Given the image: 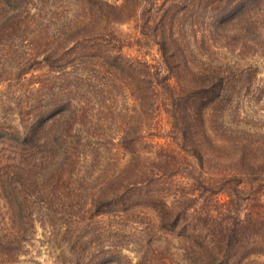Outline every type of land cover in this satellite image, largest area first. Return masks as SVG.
I'll use <instances>...</instances> for the list:
<instances>
[{"label":"trees","instance_id":"16d2710c","mask_svg":"<svg viewBox=\"0 0 264 264\" xmlns=\"http://www.w3.org/2000/svg\"><path fill=\"white\" fill-rule=\"evenodd\" d=\"M51 1L67 9L0 7V220L3 208L10 226L47 233L52 264H119L122 227L137 228L134 245L146 248L132 264H149L152 252L185 264L264 255V141L220 118L237 86L211 52L218 36L259 44L244 16L264 0ZM208 6L201 32L214 43L198 36L194 47ZM132 12L133 39L117 29ZM145 39L156 59L145 58ZM126 101L137 110L127 115ZM115 108L119 120L109 118ZM14 242L0 227V246Z\"/></svg>","mask_w":264,"mask_h":264},{"label":"rangeland","instance_id":"374dc122","mask_svg":"<svg viewBox=\"0 0 264 264\" xmlns=\"http://www.w3.org/2000/svg\"><path fill=\"white\" fill-rule=\"evenodd\" d=\"M39 0H31L32 3H37ZM207 2V0H206ZM8 5H5V2L3 0H0V7H10L12 8L13 2H7ZM51 0H40L39 7H32V6H26V7H20L23 9H28L30 11H33L34 9H47L48 12H58L63 9H67V7H60L58 6L59 2H57L54 5L51 4ZM70 8V7H68ZM76 9V7H71ZM131 9V7H129ZM135 8V7H133ZM172 9L169 11V14L174 12V7H171ZM179 8V7H178ZM204 8V7H202ZM135 9L139 10L138 7ZM262 7H254L250 12H248L244 18H249L255 20V24L257 28L255 29L258 33V37H256L257 40L260 41V43H251V45L248 48L241 49L239 46V43L234 42L233 40L229 39H223L222 36L216 37V40H214L216 43H218L221 47H218L216 49V46L214 45L215 50H211L213 52V57L216 58V56L220 59L217 61L218 63L224 64L228 67V69L233 73L232 81L231 83L237 86L236 88V94L233 98V100L230 102L229 107L224 110L223 114L221 112L220 118H222L223 122L229 126L230 130L232 131H241V133H237L238 135H246L247 133L250 134L248 137L256 139V142L264 141V18L262 15H264V8L262 11H260ZM202 17L198 21L199 24V30L195 35L196 37V43L191 42V45L194 44V47L197 46L201 41H199L198 36H203V42L205 45L214 43L206 32H201V29L205 26H207V23H209L210 19L214 15L213 7H205ZM260 14H258V13ZM131 13V12H130ZM129 13V14H130ZM183 14V13H182ZM181 13H178L175 15V18L173 17L172 22L174 25H178L179 18L182 15ZM145 15H143V18ZM142 18V20H143ZM243 18V17H240ZM141 22V20L138 17V14H130V16L127 19L126 23L119 24L117 26V29L122 32L124 35L128 36L129 38L133 39L135 37H138L137 26L135 25L136 22ZM232 23L236 24H243L242 21L238 20V18H234L231 20ZM178 27V26H177ZM229 35V34H227ZM146 40V39H145ZM226 40L231 44L229 47L225 46L224 43ZM146 44L144 45V50L147 51V56L145 58L150 61L151 58L156 59L158 55L156 54L154 50V46L150 45V40H146ZM149 47V48H147ZM227 47V48H226ZM210 48V49H214ZM131 54L137 55L135 50L130 51ZM216 55V56H215ZM216 61V59L214 60ZM5 69V68H2ZM13 69V68H12ZM12 69L9 71H12ZM1 73H4L0 69ZM127 102V101H126ZM131 102H127V105H125V112L128 115L129 112L137 110V107H130ZM212 107L208 108L205 112V123L210 128L213 126V121L215 119V115ZM111 115H109V118H114L119 120L121 115H125L124 110L115 108ZM138 113V112H137ZM222 115V116H221ZM160 116V115H159ZM126 117V116H125ZM141 117V114H140ZM157 118V117H156ZM124 119V118H122ZM121 119V120H122ZM159 119V127H163V129L167 130V118L164 115H161ZM165 131H160L164 135ZM242 131H244L242 133ZM233 134V133H232ZM218 137L220 135L216 134ZM223 138V137H222ZM250 139V138H249ZM160 142L163 141V139L159 140ZM120 157V154H119ZM121 161L118 162L117 165H120ZM206 195V194H204ZM203 196L200 197L198 201V205L201 207L203 205ZM220 202H224L226 197L224 195L218 196ZM218 200V199H217ZM264 200V194L261 195V202ZM209 207L217 204L213 203L211 201H208ZM213 207V206H212ZM3 208L1 210V213H3V219L0 220V227L3 230V234L5 236V239L14 240L13 246H0V264H52L51 263V257L48 255V245H47V239L48 235L47 233H43L41 229L36 227V232L32 233L30 231V228H27L25 230L18 229V222L15 220V223L13 224V227L8 224V222L5 221V217L11 215L9 213H6ZM15 215H12V217H17ZM25 225V224H24ZM134 227V226H133ZM8 228H12L8 229ZM15 228V230H14ZM137 228H125L122 227L119 231L118 241L121 243V247L119 248L121 251V261H119V264H126V263H134L137 259L139 260V256H143L145 254V247L144 249H137L134 245V242L136 241V238L138 235L134 233ZM16 232V234H15ZM18 233V234H17ZM17 237V238H16ZM161 245V244H160ZM160 245H155L154 247H158ZM176 246V245H175ZM175 246L170 249L169 252L176 254L177 250ZM251 247V246H250ZM173 254V257L175 255ZM146 256H152L149 262V264H185V262L180 261L179 259L175 258L176 260L167 259L164 261L163 258H160L159 255H156V253H146ZM169 256V255H168ZM152 262V263H151ZM240 264H264V255H257L255 253L248 254L245 258L242 259Z\"/></svg>","mask_w":264,"mask_h":264}]
</instances>
